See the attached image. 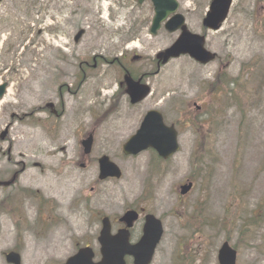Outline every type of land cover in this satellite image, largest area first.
Listing matches in <instances>:
<instances>
[{
  "label": "rangeland",
  "instance_id": "374dc122",
  "mask_svg": "<svg viewBox=\"0 0 264 264\" xmlns=\"http://www.w3.org/2000/svg\"><path fill=\"white\" fill-rule=\"evenodd\" d=\"M238 1L222 30L208 34L206 47L217 53L216 63L200 68L187 59L171 62L145 79L152 95L131 106L112 60L122 54L120 63L134 72L152 73L154 54L177 36L161 31L149 38V3L0 0V83H10L0 102V134L9 131L0 140V179L18 175L10 188L0 189V239L10 247L15 237L24 240V264L62 263L84 240L96 242L102 215L115 227L132 207L155 214L166 228L153 264H217L225 239L239 252L237 264H264L262 240L252 238L256 250L248 246L245 229L264 198V0ZM177 2L189 29L201 33L210 0ZM80 29L85 35L75 43ZM125 38L133 41L126 45ZM134 54L142 57L139 63L130 62ZM247 67L259 72L251 81ZM224 76L248 82L227 86ZM47 103L63 104L64 115L42 111ZM108 107L114 112L101 120ZM150 109L176 127L180 142L179 153L152 177L151 151L121 153ZM91 131L93 155L84 159L81 142ZM101 154L121 169V179L95 183L94 159ZM186 181L193 189L180 197L177 188ZM35 196L43 202L44 227L36 221ZM225 216L231 226L219 227Z\"/></svg>",
  "mask_w": 264,
  "mask_h": 264
},
{
  "label": "water",
  "instance_id": "95a60500",
  "mask_svg": "<svg viewBox=\"0 0 264 264\" xmlns=\"http://www.w3.org/2000/svg\"><path fill=\"white\" fill-rule=\"evenodd\" d=\"M142 0H140L141 2ZM154 4L155 16L151 27V33L155 34L160 27V23L164 21L170 14L174 13L178 4L174 0H152ZM230 0H213L203 24L206 28L216 29L224 20L229 9ZM183 24V17L175 15L166 23V28L169 31H175ZM181 39L172 47V49L159 55L163 63L170 57H177L180 54H190L197 61L206 64L213 59V56L202 49L203 39L192 36L182 27ZM128 94L131 95L132 102H138L148 93L147 88L139 86L127 79ZM4 87H0V97L3 94ZM91 140L84 143L85 149L88 150ZM153 148L163 157L168 158L177 149L176 133L173 129H168L163 126L161 117L157 113H149L141 124L136 135L124 146L126 154L135 155L141 150ZM101 178L119 177L120 173L117 168L111 164L106 158L100 161ZM192 185L187 184L181 187V194L185 195L189 192ZM136 219L133 212L125 214L121 221L125 222L127 227H130ZM104 227L99 238L102 245V262L100 264H124L123 257L131 255L134 257V264H148L151 260L153 250L161 237L160 223L152 216L146 218L144 236L141 242L130 247L127 244V233L120 232L116 237L110 236V227L108 220H104ZM113 252H110L113 249ZM92 252L89 249L82 250L78 255L69 259L66 264H92ZM220 264H235V253L224 244L219 252Z\"/></svg>",
  "mask_w": 264,
  "mask_h": 264
},
{
  "label": "flooded vegetation",
  "instance_id": "af4514ba",
  "mask_svg": "<svg viewBox=\"0 0 264 264\" xmlns=\"http://www.w3.org/2000/svg\"><path fill=\"white\" fill-rule=\"evenodd\" d=\"M7 189V188H6ZM134 210H136L139 215H144L146 214L145 210L143 209H140L138 210L136 207L134 208ZM36 214L37 216L39 215V211L37 210L36 211ZM42 219H44V216L41 217ZM13 224V223H12ZM14 225V224H13ZM143 225H144V222H143V219H138L134 224H133V227L130 229V237L132 239V242L135 244L136 242H138L141 238V235H142V231H143ZM14 229L17 231L18 233V229L15 227V225L13 226ZM123 228L122 226H120V229ZM181 229V227L179 228ZM165 226L163 227V235L165 234ZM163 240V239H161ZM162 242V241H161ZM161 242H159L161 244ZM160 244L157 245L156 247V250H155V254L153 256V259L152 261L150 262V264H153L154 263V260H155V255H156V252H157V249L158 247L160 246ZM6 245V247H5ZM91 245V243H86L85 244V247ZM22 246H24V240L22 238H18V237H15L14 241H13V244L9 245L8 241L6 239H0V264H9L7 262V255L8 254H18L21 259L23 260V257L25 255V249L22 248ZM95 257L96 254H95ZM24 262L22 261L21 264H23ZM127 264H133V259H128L127 260Z\"/></svg>",
  "mask_w": 264,
  "mask_h": 264
},
{
  "label": "trees",
  "instance_id": "16d2710c",
  "mask_svg": "<svg viewBox=\"0 0 264 264\" xmlns=\"http://www.w3.org/2000/svg\"><path fill=\"white\" fill-rule=\"evenodd\" d=\"M256 209L258 212L250 216L248 221L258 227L264 226V198L261 200Z\"/></svg>",
  "mask_w": 264,
  "mask_h": 264
},
{
  "label": "bare ground",
  "instance_id": "6f19581e",
  "mask_svg": "<svg viewBox=\"0 0 264 264\" xmlns=\"http://www.w3.org/2000/svg\"><path fill=\"white\" fill-rule=\"evenodd\" d=\"M49 179V177H46L45 179H44V181H47ZM28 181H30V180H28Z\"/></svg>",
  "mask_w": 264,
  "mask_h": 264
}]
</instances>
